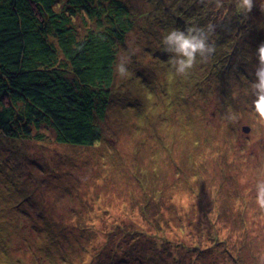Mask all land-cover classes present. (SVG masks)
Masks as SVG:
<instances>
[{
  "label": "rangeland",
  "instance_id": "1",
  "mask_svg": "<svg viewBox=\"0 0 264 264\" xmlns=\"http://www.w3.org/2000/svg\"><path fill=\"white\" fill-rule=\"evenodd\" d=\"M125 1L143 18L117 53L128 73L115 74L121 94L99 122L103 139L74 147L55 143L51 129L40 132L43 141L0 136V264H174L167 241L176 264H223V249L245 231L246 264H264V212L255 204L264 127L252 115L250 88L264 43L259 0L251 13H240L245 28L235 26L229 0L206 7L205 26L195 17L205 6L186 12L184 0ZM222 19L229 25L212 35L214 54L204 62L197 57L183 76L171 67L172 54L161 58L168 53L163 38L148 44L143 30L166 23L164 37ZM243 59L245 71L237 65ZM138 101L147 115L141 121ZM245 126L249 133L241 131ZM145 192L155 195L162 219L175 216L180 224L168 221L157 232L148 222L153 216L140 214ZM193 228L231 238L199 253L188 239ZM182 240L188 252L179 248Z\"/></svg>",
  "mask_w": 264,
  "mask_h": 264
},
{
  "label": "trees",
  "instance_id": "2",
  "mask_svg": "<svg viewBox=\"0 0 264 264\" xmlns=\"http://www.w3.org/2000/svg\"><path fill=\"white\" fill-rule=\"evenodd\" d=\"M180 1L182 4V0L171 3L177 5ZM184 1L188 2L184 5L186 12L195 11L194 6H205L202 13L195 15L196 22L205 26L208 11L211 12L206 7L218 0ZM228 8L235 26L240 27L242 11L237 9L235 0H229ZM137 18L143 15L131 11L125 0H0V136L7 141H43L46 138L40 132L51 129L57 144L92 147L100 142L104 132L99 122L121 94V90H115V69L120 59L117 53L124 48L133 29L140 27L135 22ZM165 24L156 29L143 28L148 44L159 43ZM213 25L221 33L219 29L229 24L222 19L220 23L213 21ZM161 58L168 60L170 55L166 53ZM237 65L244 71L248 67L245 59ZM136 103L134 114L141 121L147 116L141 113L145 104ZM144 196L140 214L153 216L148 222L154 223L157 232L163 231V224L168 227V221L180 224L175 216L162 219L161 205L154 194L145 192ZM193 229L188 232V239L199 253L231 238L210 228ZM246 233L242 241L238 233L232 244L223 249V264H246L241 252V247L248 250ZM132 235V241H138ZM181 237L187 239L186 235ZM166 243L168 261L176 264L171 242ZM180 244L188 252V241L182 240L179 248Z\"/></svg>",
  "mask_w": 264,
  "mask_h": 264
},
{
  "label": "clouds",
  "instance_id": "3",
  "mask_svg": "<svg viewBox=\"0 0 264 264\" xmlns=\"http://www.w3.org/2000/svg\"><path fill=\"white\" fill-rule=\"evenodd\" d=\"M235 4L238 10L251 13L256 6V0H235ZM259 7L264 10V0H259ZM214 33L215 25L209 24L206 27L174 29L163 37L164 51L172 54L169 63L177 75H187L195 66L197 57L204 62L214 54L215 44L211 41ZM256 57L258 63L254 72L255 80L250 83L251 96L254 97L251 101V112L256 123L264 127V43L258 46ZM115 70L120 76H126V62L121 60ZM255 204L264 212V178L255 183Z\"/></svg>",
  "mask_w": 264,
  "mask_h": 264
},
{
  "label": "water",
  "instance_id": "4",
  "mask_svg": "<svg viewBox=\"0 0 264 264\" xmlns=\"http://www.w3.org/2000/svg\"><path fill=\"white\" fill-rule=\"evenodd\" d=\"M241 129H242V132H245V133H249V130H250L247 126L242 127Z\"/></svg>",
  "mask_w": 264,
  "mask_h": 264
},
{
  "label": "bare ground",
  "instance_id": "5",
  "mask_svg": "<svg viewBox=\"0 0 264 264\" xmlns=\"http://www.w3.org/2000/svg\"><path fill=\"white\" fill-rule=\"evenodd\" d=\"M251 101H252V100H251ZM106 117H107V116H106ZM106 117H105V118H106ZM105 118H104V119H105ZM249 131H250V130H249ZM143 258H144V257H143Z\"/></svg>",
  "mask_w": 264,
  "mask_h": 264
}]
</instances>
